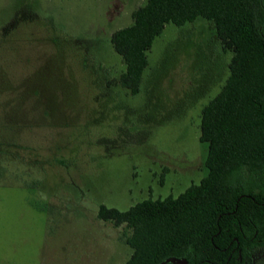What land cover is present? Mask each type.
I'll return each mask as SVG.
<instances>
[{"label": "rangeland", "instance_id": "obj_1", "mask_svg": "<svg viewBox=\"0 0 264 264\" xmlns=\"http://www.w3.org/2000/svg\"><path fill=\"white\" fill-rule=\"evenodd\" d=\"M146 1L0 0V264H125L127 229L99 206L176 197L207 175L202 111L233 53L203 17L168 23L130 93L111 37Z\"/></svg>", "mask_w": 264, "mask_h": 264}, {"label": "trees", "instance_id": "obj_2", "mask_svg": "<svg viewBox=\"0 0 264 264\" xmlns=\"http://www.w3.org/2000/svg\"><path fill=\"white\" fill-rule=\"evenodd\" d=\"M112 45L126 65L120 84L138 94L147 52L166 24L213 22L230 75L203 108L207 175L178 196L146 198L97 216L125 225V264H255L264 249V0H147ZM180 261L174 263L169 260Z\"/></svg>", "mask_w": 264, "mask_h": 264}, {"label": "water", "instance_id": "obj_3", "mask_svg": "<svg viewBox=\"0 0 264 264\" xmlns=\"http://www.w3.org/2000/svg\"><path fill=\"white\" fill-rule=\"evenodd\" d=\"M169 261H173L174 263L180 262V261H176V260H173V259H171Z\"/></svg>", "mask_w": 264, "mask_h": 264}]
</instances>
